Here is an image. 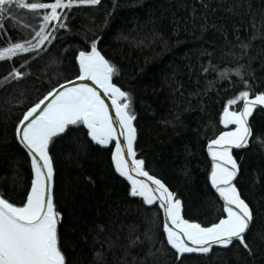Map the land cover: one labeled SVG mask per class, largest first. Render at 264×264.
Listing matches in <instances>:
<instances>
[{
  "label": "trees",
  "instance_id": "16d2710c",
  "mask_svg": "<svg viewBox=\"0 0 264 264\" xmlns=\"http://www.w3.org/2000/svg\"><path fill=\"white\" fill-rule=\"evenodd\" d=\"M43 11L3 12L0 49L33 42ZM65 11L68 27L49 36L51 43L0 59V193L18 206L26 199L31 163L15 138V124L57 84L75 80L76 53L89 50L99 36L98 49L116 67L113 82L130 93L135 158L176 193L183 218L204 226L218 222L225 214L208 178V140L228 130L219 121L229 99L241 90L250 97L264 92V0H101ZM14 67L21 78L9 77ZM248 125V143L230 152L237 162L234 184L252 211L245 235L251 251L236 241L179 259L167 244L159 204L131 195V185L115 171L114 142L100 145L82 125L69 126L50 144L66 264H98L99 251L105 264H133L134 257V264H264L263 106L252 109ZM133 230L140 243L125 255L122 246ZM105 237L116 245L102 248Z\"/></svg>",
  "mask_w": 264,
  "mask_h": 264
},
{
  "label": "snow or ice",
  "instance_id": "6c2138e0",
  "mask_svg": "<svg viewBox=\"0 0 264 264\" xmlns=\"http://www.w3.org/2000/svg\"><path fill=\"white\" fill-rule=\"evenodd\" d=\"M100 2L0 0V12L12 14L13 8H23L39 16L40 10H44L33 42L24 40L10 43L8 47L0 49V59H11L18 53L51 43L49 36L55 37L59 29L68 27L65 9H71L74 5L97 6ZM46 29L49 30L47 33ZM100 38L97 36L90 41L89 50L76 53L78 75L74 79L80 83L65 80L64 84H57L42 99L28 107L15 124V138L30 158L32 179L30 189L26 190V199L19 206L0 193V264H66L58 242L57 217L61 213L54 206V167L50 144L59 134L66 133L69 126L80 125L86 128L87 136L100 145L115 142L111 154L115 171L128 179L131 195L142 197L144 203L149 205L158 201L167 221L163 224V233L167 244L175 249L178 259L180 254L207 253L212 245L229 246L234 240H238L250 252L245 235L250 227L252 211L233 183L237 162L233 159L230 146L240 147L248 143L251 135L248 117L254 106L264 105V92L250 97L249 90H241L229 99L219 122L225 126L234 123L235 128L221 131L214 139L208 140L207 150L212 159L208 178L223 201L225 215L218 222L204 226L183 218L181 200L176 198V193L145 170L144 160L135 158L137 129L133 124L135 115L131 108L130 93L113 82L116 67L98 49L97 41ZM226 71L220 76L223 77ZM23 75L15 67L9 73V77L16 79ZM84 81H91L92 84ZM244 83L248 89V81ZM105 97L110 100V105L105 102ZM241 100L243 105L239 111L230 110L231 105ZM110 109L114 111V116L110 115ZM127 158H131L130 163ZM133 173L146 179H137ZM126 239L127 244L122 248L124 254L128 255L129 249L140 243V238L134 235L133 230ZM145 239L150 240L151 237L146 234ZM100 243L102 248L106 246L109 249L116 245L110 237H105ZM96 257L98 264H105L103 251L97 252Z\"/></svg>",
  "mask_w": 264,
  "mask_h": 264
},
{
  "label": "water",
  "instance_id": "95a60500",
  "mask_svg": "<svg viewBox=\"0 0 264 264\" xmlns=\"http://www.w3.org/2000/svg\"><path fill=\"white\" fill-rule=\"evenodd\" d=\"M72 82L73 83H80V81H76V80H72ZM84 82H86V83H89L90 85L92 84V82L91 81H84ZM99 90V89H98ZM99 91H101L102 92V90H99ZM105 101H106V98H105ZM257 106H259V105H256V106H254V107H257ZM242 107V106H241ZM264 107V106H263ZM110 115H113L114 116V112L110 109ZM231 126H234V124L232 123L231 125H230V127ZM60 135V134H59ZM91 139V138H90ZM18 142V141H17ZM114 142V141H113ZM18 144H19V142H18ZM21 146V145H20ZM244 146V144H242L240 147H237V146H230V151H232V150H235V151H237V150H240L242 147ZM114 147H115V142H114ZM114 147H113V149H114ZM21 148H22V146H21ZM23 149V148H22ZM25 153H26V151L25 150H23ZM27 154V153H26ZM207 154H208V150H207ZM208 157H210L209 156V154H208ZM128 160H129V163H130V161H131V158H127ZM210 161L212 162V159H211V157H210ZM114 166V165H113ZM114 169H115V167H114ZM133 175L137 178V179H146V178H144V177H140V176H138V175H136L135 173H133ZM122 178L126 181V182H129L128 181V179L126 178V177H124V176H122ZM236 179H237V174H236V176L233 178V183H235V181H236ZM129 184H130V182H129ZM131 185V184H130ZM212 189H214L213 187H212ZM214 192H215V194L217 195V197H218V199H220V201H221V203H222V205H223V201H222V199L219 197V194L215 191V189H214ZM142 198V197H141ZM156 203H158V201L156 202ZM159 204V203H158ZM161 213H162V223L164 224L165 222H167L166 221V219H165V217H164V214H163V210L161 209ZM248 231V230H247ZM247 233V232H246ZM166 237V236H165ZM167 241V240H166ZM236 241H238V240H234L233 242H236ZM232 242V243H233ZM231 243V244H232ZM220 248V249H226V247H228V246H221V245H212L211 246V248ZM210 248V249H211ZM174 251H175V249H173ZM191 253H194V252H191ZM183 254H189V253H183ZM183 254H180V256H183Z\"/></svg>",
  "mask_w": 264,
  "mask_h": 264
},
{
  "label": "rangeland",
  "instance_id": "374dc122",
  "mask_svg": "<svg viewBox=\"0 0 264 264\" xmlns=\"http://www.w3.org/2000/svg\"><path fill=\"white\" fill-rule=\"evenodd\" d=\"M105 98H106V97H105ZM105 102L108 103V104L110 105V100H108L107 98H106V101H105ZM242 102H243V101H242ZM259 106H264V105H259ZM253 108H254V107H253ZM253 108H252V109H253ZM113 112H114V111H113ZM251 113H252V111H251ZM251 113H250V114H251ZM114 115H115V113H114ZM233 124H234V123H233ZM230 125H231V124H229V125L226 126L227 129H228L227 131H230V130H232V129L235 128V124H234V126H231V127H230ZM232 146H236V145H232ZM232 146H231V147H232ZM233 159H234V158H233ZM188 243L190 244V242H188Z\"/></svg>",
  "mask_w": 264,
  "mask_h": 264
},
{
  "label": "built area",
  "instance_id": "2783aa9c",
  "mask_svg": "<svg viewBox=\"0 0 264 264\" xmlns=\"http://www.w3.org/2000/svg\"><path fill=\"white\" fill-rule=\"evenodd\" d=\"M2 13H3V12H0V21H1L2 17H3V16H2Z\"/></svg>",
  "mask_w": 264,
  "mask_h": 264
}]
</instances>
